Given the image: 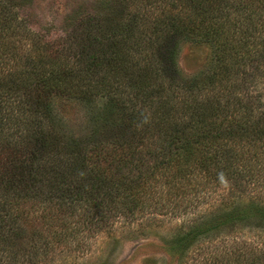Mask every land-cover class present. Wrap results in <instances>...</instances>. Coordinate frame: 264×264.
<instances>
[{
	"label": "trees",
	"instance_id": "1",
	"mask_svg": "<svg viewBox=\"0 0 264 264\" xmlns=\"http://www.w3.org/2000/svg\"><path fill=\"white\" fill-rule=\"evenodd\" d=\"M148 1L156 8L169 7L173 14L148 22V15L125 19L120 10L112 9L104 21H120L108 33L103 21L89 22L84 33L87 46L81 43L75 55L85 62L91 58L93 67L57 73L34 70L40 90L28 101L20 91L29 94L26 84L14 90L5 88L10 81L1 86L16 104L0 99V264H37L57 246L61 253L78 251L90 235L117 219L155 206L157 193L166 194V188L171 199L181 191L187 201L190 188L200 190L201 196L213 180L215 188L229 186L236 197L252 186L264 197V89L259 93V88L249 86L264 67V41L254 43L255 34L264 33V0H182L181 5L174 0ZM243 14L252 18L250 30H242L241 39L231 38L230 26L227 33L225 26ZM216 16L227 17L226 22ZM105 34L112 40L106 43L110 52L98 49L107 40ZM192 36L213 46L215 61L223 59L221 70L206 82L181 78L172 61L179 38ZM148 44L156 45L150 54ZM237 44L244 70L240 61L226 62ZM103 65L109 74L103 72L98 80L97 70ZM228 67H239L248 77L243 85L224 76L219 81ZM96 91L107 100L89 121V141L52 139L46 127L52 128L55 119V97L66 94L88 100L83 102L88 105ZM53 127L57 133L63 126ZM17 137L22 144L14 142ZM55 155L66 157L67 163L61 164ZM162 178L166 182L160 183ZM43 187L48 195L39 190ZM240 204L220 203L221 208L172 244L181 252L193 238L245 224L247 211H253L254 221L261 225L264 208ZM18 242H26L31 250H16ZM243 249L234 246L208 264H264L263 245L248 253Z\"/></svg>",
	"mask_w": 264,
	"mask_h": 264
},
{
	"label": "rangeland",
	"instance_id": "2",
	"mask_svg": "<svg viewBox=\"0 0 264 264\" xmlns=\"http://www.w3.org/2000/svg\"><path fill=\"white\" fill-rule=\"evenodd\" d=\"M174 2L176 5L184 3L182 0H174ZM157 8L148 0H0V99L4 102H11L13 105L16 104L15 97L5 94L1 88L9 81L5 88L14 90L26 84L29 87L27 89L29 94L26 96L25 91L21 89L23 97L27 98V101L34 99L40 90V84L34 80V70L48 72L54 70L57 73L56 70L61 71V69L84 71L87 67H91L93 64L91 58L85 62L75 53L80 50L81 46H87L84 33L87 32L89 22L95 24L94 19L103 21L101 26L104 32L108 33L109 27L115 26L116 28L120 21V19L118 21L116 19L115 23L104 21L112 9L120 10L125 19L138 14L145 15L144 17L148 15L145 18L148 22L153 21L155 17L162 18L163 14H173V10L167 6L160 5ZM242 17L241 19H231L225 26V31L227 33L229 29L231 38L241 39V31L250 28L249 24L252 22L250 15L243 14ZM226 19L227 17L224 16H216V20L219 22H226ZM228 26L230 28L227 29ZM69 35L73 38L70 39ZM78 35L81 40L77 43L74 38ZM255 36L254 43L260 44L264 41V33L262 35L255 34ZM103 37H106L107 40L98 49L102 47L103 50L110 52L106 43L108 44L112 40H109L106 34ZM147 46L145 49L149 54L156 49L155 44ZM238 51L239 46L231 49L230 52L235 55H230L231 57L226 59V62L228 65H238V61H240V68L244 70L241 53ZM215 56L214 48L209 42L198 40L193 36L182 37L179 38L177 51L173 55L172 61L176 64L181 78L187 80L197 77V82H206L214 72L221 70L220 64L223 59L220 60L217 57L215 61ZM138 57L135 56V59ZM46 60L49 61L48 65ZM38 61L40 64L45 62L46 66H40ZM143 65L144 63L140 64V66ZM240 68L223 69V74L218 77L221 78L219 81L225 77L240 87L243 85V80L248 78ZM103 72L109 74L104 65L100 71L97 70L98 80L102 77ZM11 74L13 75L10 76ZM256 74L257 77L253 84L251 83L249 86L254 85L259 88L257 91L262 93L264 67L260 68ZM11 81L14 82L11 83ZM65 83L69 85L68 82ZM30 85L32 86L30 87ZM245 86L248 87V84L246 83ZM222 88L225 89L226 85H223ZM241 91L245 93L243 89ZM55 98L56 102L53 106L55 119L51 122L52 128L46 127L47 131L52 133V139L59 140L61 138L64 142L73 138V140L87 143L92 133L89 121L93 120L95 110H101L107 100L106 97L96 91L88 105L83 103L88 100L80 102L76 97L70 98L66 94ZM262 101L264 102V98ZM13 107L16 108V106ZM151 111L150 109V113ZM147 117H149L148 114ZM54 124L63 127L57 129L56 133ZM16 141L21 143L18 137L14 140V142ZM14 142L11 147H8L11 150L15 146ZM7 157L8 155L3 156L2 159ZM56 159H60L61 164L67 163L66 157L58 156ZM76 164L80 163L76 162ZM164 182H166L164 178L160 179V183ZM47 189L43 187L39 190L48 195ZM164 191L166 194L157 193L158 199L154 201L155 206L145 208L140 212L138 210V213L130 218L117 219L109 227L97 232L94 237L90 235L91 238L80 246L82 249L76 251L77 249L73 248L68 253H61L60 247L57 246L53 251H48V254L44 252L41 262H37V264H198L199 260L204 258L200 264H208L216 257L218 259L220 256L223 257L225 251L230 253V249L234 246L242 247L243 245V251L246 253L250 252L251 248L264 246V221L261 222V225L257 224V221H254L255 213L253 211H247L249 217L247 216L245 224L223 227L213 230L203 237L193 238L194 240L189 241V246L181 252L178 245L172 244L179 235H184L191 227L202 223L204 217L210 216L214 210L217 211L221 208L220 203H224V205L227 203L228 206L241 203L242 207H251L248 209L264 208V197L258 193L257 187L247 188L243 196L236 197V192L233 195L229 186L219 185L215 188V182L212 180L206 185L201 196L198 192L200 190L193 191L190 188L185 197L187 201L181 197V191L174 195L175 199H171L169 196L168 188ZM25 243L18 242L16 250L24 252L31 250L30 245ZM198 255L199 260L197 259Z\"/></svg>",
	"mask_w": 264,
	"mask_h": 264
}]
</instances>
